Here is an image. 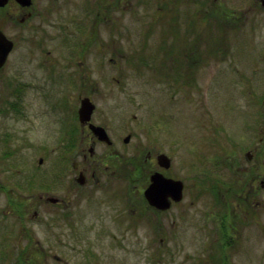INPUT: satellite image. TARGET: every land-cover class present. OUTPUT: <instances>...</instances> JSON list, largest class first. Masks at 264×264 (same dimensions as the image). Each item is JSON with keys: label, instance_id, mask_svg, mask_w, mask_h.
<instances>
[{"label": "rangeland", "instance_id": "374dc122", "mask_svg": "<svg viewBox=\"0 0 264 264\" xmlns=\"http://www.w3.org/2000/svg\"><path fill=\"white\" fill-rule=\"evenodd\" d=\"M164 1L166 4L167 0H121L118 5L117 0H66L65 8L53 18L50 38L31 55L22 51L24 62H8L0 81L3 85L11 82L13 87L12 75L18 71L24 78L21 84L33 86L29 118L35 119L36 125L40 121L45 125L36 127L37 138L41 139L52 124L57 127L65 118L71 121L78 90H73L68 77L81 72L98 80L93 119L108 127L121 158L146 140L154 148L170 152L175 171L185 177L186 200L195 199L197 224L203 229L195 230L193 237L177 239L171 232L164 233L162 246L160 235L143 242L137 240L141 237L139 227L126 229L117 200L111 203L112 214L103 220L89 217L85 220L92 223L83 226L75 221L49 226L47 211L42 209L37 222L31 224L45 264L51 262L45 259V252L84 257L86 264L92 263L93 254L97 264H264V10L256 0H176L175 15L165 14L163 18L157 6ZM98 2H102L103 11L99 23H95ZM110 3L111 9L106 10ZM215 7L235 11L230 20L219 19L225 28L212 19L216 18L214 14L204 18L205 12L210 14ZM85 36L89 41L97 40L98 45L85 50L80 58L78 44L82 39L85 43ZM60 37L63 40L59 41ZM44 59L59 62L58 66L53 64L57 70L50 72L42 63ZM159 62H175L174 80L163 69L156 73ZM48 75L66 76L68 108L55 109L54 104L63 101L59 99L63 92L55 87L50 92L53 83ZM167 124L172 134L164 131ZM127 133L130 139L124 143L122 138ZM35 149L36 162L40 156L44 160L37 162L38 174L48 173L50 166L53 174L61 170L60 147L38 144ZM246 150L252 154L250 161L245 158ZM233 161L240 163V168H233ZM120 169L122 164H117ZM254 173L258 178L250 186ZM228 185L244 186L252 194L249 207L243 208L244 215L238 221L241 232L228 249V258H218L205 254L218 243L204 235V227L213 230L218 218L225 217L223 205L213 202L210 188L217 186L221 194ZM225 195L230 203L238 198ZM86 209L96 212L91 207ZM13 221L0 215V264L11 262L13 248H22L23 241L5 238V234L17 233V227L6 230ZM182 232L179 228L178 236ZM163 248L167 253L160 262L155 253Z\"/></svg>", "mask_w": 264, "mask_h": 264}, {"label": "flooded vegetation", "instance_id": "af4514ba", "mask_svg": "<svg viewBox=\"0 0 264 264\" xmlns=\"http://www.w3.org/2000/svg\"><path fill=\"white\" fill-rule=\"evenodd\" d=\"M256 1L264 10V0ZM102 2H107V0H102ZM102 2L97 3L99 8L94 16L95 23H99V14L103 11ZM117 3L120 5L121 0H117ZM175 3L176 0H167L166 4L164 1L162 5L157 6L163 18H165V14L175 15ZM245 5L248 6L249 2ZM65 6L66 0H0V62H3L0 66V76L7 68L8 62H24L22 51H27L31 55L34 48L43 46L47 38H50L53 18ZM110 9L111 3L106 7V10ZM193 10L196 15L197 7L194 6ZM221 14L222 18L230 20L235 15V11L222 9ZM205 15V17L213 16V11L210 14L206 11ZM66 34L69 35V33ZM83 34L82 32L81 35ZM94 34L97 35L96 32ZM68 37L66 36V38ZM84 39L85 43L82 39V43L78 44L81 47L80 58H83L85 50L96 48L98 45L97 40H91V42L86 36ZM61 40L63 38L60 37L59 41ZM70 47L72 48V46ZM46 51L50 53L49 49ZM43 61L42 63L47 65L50 72L57 70L53 64L58 66L59 62H50L53 59H44ZM189 66L192 65L189 63ZM176 67L175 62H159L156 73L163 69V72L174 80ZM18 73L16 71L12 75L13 87L10 86L11 82L3 85L0 81V87L2 86L0 90V215L1 218L14 219L13 224L6 226L8 232L17 227L16 234H5V238L14 239L16 242L23 241L22 248L19 245L13 248L11 262L7 264H45L41 260L43 257L41 252L36 248L37 239L33 230L35 226L31 224V222H37L38 212L42 209L47 211L49 226L57 222L69 224L74 221L83 226L85 222L92 223L91 220H85L89 217L103 220L107 214H112L114 208L111 203L117 200L118 209L122 213L119 214L122 215L120 220L123 221L126 229L130 231L133 226L139 227L138 230H140L143 239L139 237L137 240H143V242L149 239L148 237L153 239L160 235L158 239L162 246L164 233L171 232L174 239H177L182 236L193 237L197 232L195 230L203 229L197 224L195 199L186 200V180L183 175H179L175 171L170 152L166 153L161 147L154 148L149 144L150 141L146 140L145 144L129 150L127 156L121 158L120 153L114 147L115 143L109 134L108 127L104 122L93 119V113L97 107L94 96L99 91L98 80L81 72L68 77L73 90H78L75 97L77 105L72 107L74 110L69 115L71 121L68 122L65 118L57 127L56 124H52L49 131L39 139L36 135V127L43 128L45 125L41 121L39 125H36L35 119L30 120L29 118L33 86L21 84L24 78ZM48 77L53 83L50 92L54 87L60 88V93L63 92L59 98L63 101L61 103L57 101L54 104L57 105L55 109L58 110L62 106L68 108L69 104L65 101V94L67 95L69 91L68 81L64 80L66 76L48 75ZM30 82H34L33 78ZM83 97H88L95 106L88 122H80L78 119L77 111ZM43 115L45 116V114ZM9 120H13V122H9ZM89 123L102 126L110 141L99 140L89 128ZM177 126H175V133L179 138L180 132ZM164 131L172 134L168 124ZM125 136H129L128 140L130 139V133ZM124 138L122 141L127 143L128 140L124 141ZM172 140L178 144L174 136ZM38 144L43 147L52 145L60 147V157L63 161L60 171L53 174L52 166H50L46 170L48 173L38 174L37 162L40 164L44 162L41 156L36 162L35 147ZM100 145H103L102 149H98ZM50 150L52 151V149ZM41 151L46 152L44 149ZM161 153L169 157L168 166L158 163V156ZM117 164H122V169L117 170ZM232 167L238 169L240 163L233 161ZM157 171L167 178L181 181L182 191L179 199L168 195L164 198L165 203H160L158 199L157 205L149 202L144 192L151 184V176ZM204 177L209 179L207 175ZM256 178H258V173L253 174L250 186L253 185ZM204 189L210 192L209 187H204ZM210 190L213 202L223 205L222 214L225 217L218 218V226L213 230L204 227L206 230L204 235L213 237L218 243L215 246H210V252L205 254L228 258L229 252L227 251L233 247L235 238L241 232V222L238 221L244 215L243 208L249 207V193L251 192L244 186L238 188L234 185L225 186L221 194H219L217 186H212ZM245 190H247L246 193ZM225 193L232 197L233 195L238 196L237 199H233L234 204L227 200ZM231 205L232 209L229 211ZM87 207H91L96 212L87 211ZM75 217L77 218L75 219ZM206 220L207 218L203 222ZM179 228H183V232L178 236ZM222 246L226 249L222 250ZM212 248L216 250L213 251ZM165 253L167 252L163 248L162 251H157L155 256L160 259V262H163L162 255L165 256ZM44 257L46 260L48 258L51 260L50 264L53 261L60 264H86L84 257L73 255L66 257L56 252L51 254L45 252ZM94 259L93 254L90 260L91 264H97Z\"/></svg>", "mask_w": 264, "mask_h": 264}, {"label": "water", "instance_id": "95a60500", "mask_svg": "<svg viewBox=\"0 0 264 264\" xmlns=\"http://www.w3.org/2000/svg\"><path fill=\"white\" fill-rule=\"evenodd\" d=\"M2 64L3 62H0V66ZM93 108L94 105L88 99V97L82 98L77 111L79 121H89ZM89 127L98 139L105 140L107 142L110 141L105 129L102 126L90 123ZM128 137L129 136H126L124 138V141H127ZM245 155L247 156L248 160L251 158V154L249 151H247ZM169 162L170 159L166 154H159L158 163L160 165L168 166ZM181 191L182 183L180 180L167 178L161 172L157 171L151 176V184L145 190L144 194L148 198L150 203L157 205L158 200L160 201V203H165L164 198L168 195L174 197L175 199H179L181 197Z\"/></svg>", "mask_w": 264, "mask_h": 264}, {"label": "trees", "instance_id": "16d2710c", "mask_svg": "<svg viewBox=\"0 0 264 264\" xmlns=\"http://www.w3.org/2000/svg\"><path fill=\"white\" fill-rule=\"evenodd\" d=\"M221 11H222V9H216L215 11H214V15L217 17V18H219V15L221 14ZM205 18V17H204ZM222 18V17H221ZM224 26V25H223ZM225 28V27H224Z\"/></svg>", "mask_w": 264, "mask_h": 264}]
</instances>
